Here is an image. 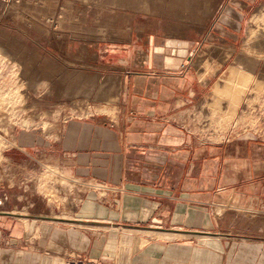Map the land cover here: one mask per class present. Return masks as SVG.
I'll return each mask as SVG.
<instances>
[{
    "label": "crops",
    "instance_id": "obj_1",
    "mask_svg": "<svg viewBox=\"0 0 264 264\" xmlns=\"http://www.w3.org/2000/svg\"><path fill=\"white\" fill-rule=\"evenodd\" d=\"M235 32L125 52L118 116L73 118L49 140L81 189L80 219L122 228L104 244H132L151 260L158 250L156 264H264V114L254 110L264 69L234 54ZM22 146L26 156L36 149ZM33 216H0V264H105L58 253L92 244L59 226L68 215Z\"/></svg>",
    "mask_w": 264,
    "mask_h": 264
},
{
    "label": "rangeland",
    "instance_id": "obj_2",
    "mask_svg": "<svg viewBox=\"0 0 264 264\" xmlns=\"http://www.w3.org/2000/svg\"><path fill=\"white\" fill-rule=\"evenodd\" d=\"M19 15L36 18L40 29L26 27ZM232 29L238 37L234 54L240 61L256 60L257 74L263 71L264 0H0V187L7 190L0 211L20 212L14 217L25 223L37 218L32 215H68L73 221L59 226L79 229L92 244L60 250L62 256L79 253L105 264L163 261L157 249L151 260L134 254L132 244H104L105 237L123 231H114L116 225L76 221L82 218L76 209L81 189L59 171L49 140L57 141L73 118L118 116L121 71L130 70L123 65L125 52L152 41L228 36ZM42 69L48 79L32 86ZM50 85L57 86L55 96L47 95ZM259 93L264 99V91ZM254 110L264 114V105ZM22 144L36 149L26 156Z\"/></svg>",
    "mask_w": 264,
    "mask_h": 264
},
{
    "label": "bare ground",
    "instance_id": "obj_3",
    "mask_svg": "<svg viewBox=\"0 0 264 264\" xmlns=\"http://www.w3.org/2000/svg\"><path fill=\"white\" fill-rule=\"evenodd\" d=\"M181 3H182V2H181ZM211 3H212V2H211ZM174 4H176V3H174ZM206 4H207V3H206ZM208 4H209V3H208ZM183 5H184V4H183ZM47 6H48V5H47ZM179 6H180V5H179ZM179 6H178V7H179ZM185 6H186V5H185ZM178 7H176V8H178ZM180 7H181V6H180ZM183 7H184V6H182V9H183ZM209 7H210V6H209ZM185 8H186V7H185ZM201 8H202V7H201ZM203 8H204V7H203ZM210 9H211V8H210ZM8 10H9V9H8ZM47 10H48V9H47ZM178 10H179V8H178ZM198 10H199V9H198ZM198 10H197V12H198ZM205 10H206V9H205ZM10 11L13 12L12 9H11ZM201 11H203V10L201 9ZM15 12H16V10H15ZM41 12L44 13V11H41ZM63 13H64V12H63ZM194 13H195V12H194ZM205 13H206V12H205ZM26 15H27V14H26ZM66 15H67V14H66ZM17 16H18V15H17ZM43 16H44V15H43ZM64 17H65V16H64ZM19 18H20L19 20H21V21L23 22V24H25L26 27H33V28H35V29H40V23H39V22H38V23L35 22V20H36L35 17H34L35 20H31V19H29V18H25V17H23V15H22V16L19 15ZM31 18H33V17H31ZM34 18H33V19H34ZM37 18H39V17H37ZM195 18H196V17H195ZM193 19H194V18H193ZM197 19H198V17H197ZM37 20H38V19H37ZM67 22H68V19H67ZM67 22H66V23H67ZM197 22H198V21H197ZM59 23H60V22H59ZM61 23H62V22H61ZM41 28H42V26H41ZM182 28H183V27H180L179 30H182ZM42 29H43V28H42ZM42 29H41V30H42ZM45 31H46V30H45ZM46 32H47V31H46ZM46 32H44V33H46ZM42 33H43V30H42ZM43 35H44V34H43ZM45 35H46V34H45ZM45 35H44V36H45ZM25 47H26V46H25ZM21 49H22V48H21ZM39 56H41V55H39ZM39 56H38V57H39ZM18 59H19V61H20L21 59H23V57L20 55V56L18 57ZM44 59H45V58H44ZM47 59H48V58H47ZM27 61H28V60H27ZM23 62H24V60H23ZM24 63H25V62H24ZM28 63H29V62H28ZM26 64H27V62H26ZM12 65H13V64H12ZM14 66H15V65H14ZM14 66H13V67H14ZM23 66H24V65H23ZM25 67H26V65H25ZM42 68H44V67H42ZM45 69H46V68H45ZM24 71H25V70H24ZM48 72H49V71H48ZM26 73H28V72H26ZM26 73H25V75H26ZM36 73H37V74H36V76H35V77H36V78H35V82H33L32 86H35L36 84L42 82L43 80L48 79V75H47L46 70L42 69V70H39V71L36 72ZM25 75H24V76H25ZM51 76H52V75H51ZM76 76H77V75H76ZM76 76H75V77H76ZM78 76L80 77V75H78ZM21 77H22V76H21ZM80 78H81V77H80ZM89 78H90V77H89ZM25 79H26V78H25ZM65 79H66V78H65ZM73 79H75V78H73ZM77 79H79V78L77 77ZM63 80H64V79H63ZM65 81H66V80H65ZM71 81H72V80H71ZM75 81H76V80H75ZM80 81H81V80H80ZM82 81H83V80H82ZM82 81H81V82H82ZM67 82H68V81H67ZM73 82H74V80H73ZM69 83H70V82H69ZM85 83H86V82H85ZM85 83H84V84H85ZM65 84H66V83H65ZM67 84H68V83H67ZM67 84H66V85H67ZM90 84H91V83H90ZM90 84H89V88H92V86L90 87ZM70 85H71V84H70ZM80 85H81V84H80ZM80 85H79V86H80ZM87 85H88V82H87ZM50 86H51V87H50V89H49L47 95H48V96H55V94H56L55 91H56L57 86H53V85H50ZM72 86L74 87V85H72ZM81 86H82V85H81ZM67 87H70V86H67ZM67 87H66V88H67ZM73 87H72V88H73ZM83 87H84V85H83ZM85 87H86V85H85ZM117 87H118V86H116L115 89H116ZM70 88H71V87H70ZM75 89H76V88H75ZM82 89H83V88H82ZM85 89H86V88H85ZM67 90H68V89H67ZM71 90H72V89H71ZM71 90H70V91H71ZM80 90H81V89H80ZM104 90H106V89H104ZM107 90H110V89L107 88ZM113 90H114V89H113ZM63 91H64V90H63ZM90 91H91V90H90ZM102 91H103V90H102ZM115 91H116V90H115ZM64 92H65V91H64ZM64 92H63V93H64ZM74 92H75V91H74ZM74 92H73V90H72V92H71L72 95H73ZM103 92H104V91H103ZM106 92H108V91H106ZM111 92H112V91H111ZM65 93H66V92H65ZM87 93H88V92H87ZM89 93H90V92H89ZM94 93H95V92H94ZM98 93H99V92H98ZM108 93H109V92H108ZM74 94H75V93H74ZM76 94H77V93H76ZM61 95H64V96H65V94H61ZM72 95H71V96H72ZM79 95H82V94L80 93ZM88 95H89V94H88ZM94 95H95V94H94ZM66 96H68V95H66ZM86 96H87V95H86ZM96 96H97V95H96ZM98 96H99V95H98ZM98 96H97V97H98ZM94 97H95V96H94ZM14 214L17 215V214H20V212H18V213H14ZM40 217H42V216H40ZM47 217H48V216H47Z\"/></svg>",
    "mask_w": 264,
    "mask_h": 264
},
{
    "label": "built area",
    "instance_id": "obj_4",
    "mask_svg": "<svg viewBox=\"0 0 264 264\" xmlns=\"http://www.w3.org/2000/svg\"><path fill=\"white\" fill-rule=\"evenodd\" d=\"M64 264H100L98 262L95 261H88V260H84L81 258H72L67 260Z\"/></svg>",
    "mask_w": 264,
    "mask_h": 264
},
{
    "label": "water",
    "instance_id": "obj_5",
    "mask_svg": "<svg viewBox=\"0 0 264 264\" xmlns=\"http://www.w3.org/2000/svg\"><path fill=\"white\" fill-rule=\"evenodd\" d=\"M4 215H9V216H17V215H15V214H12V213H10V212H6V211H4V212H1L0 211V216H4ZM43 218H45V219H53V220H62V219H59V218H54V217H43ZM63 220H65V219H63ZM67 221H73V220H67ZM76 221H78V222H85V221H83V220H81V219H76Z\"/></svg>",
    "mask_w": 264,
    "mask_h": 264
}]
</instances>
